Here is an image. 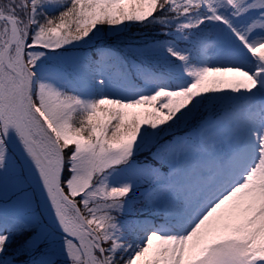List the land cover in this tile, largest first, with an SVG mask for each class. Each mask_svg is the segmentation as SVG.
<instances>
[{
	"label": "snow or ice",
	"instance_id": "6c2138e0",
	"mask_svg": "<svg viewBox=\"0 0 264 264\" xmlns=\"http://www.w3.org/2000/svg\"><path fill=\"white\" fill-rule=\"evenodd\" d=\"M0 264H264V0H0Z\"/></svg>",
	"mask_w": 264,
	"mask_h": 264
}]
</instances>
